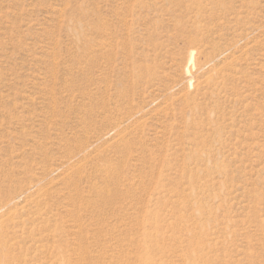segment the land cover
<instances>
[{
  "label": "rangeland",
  "instance_id": "rangeland-1",
  "mask_svg": "<svg viewBox=\"0 0 264 264\" xmlns=\"http://www.w3.org/2000/svg\"><path fill=\"white\" fill-rule=\"evenodd\" d=\"M0 264H264V0H0Z\"/></svg>",
  "mask_w": 264,
  "mask_h": 264
},
{
  "label": "bare ground",
  "instance_id": "bare-ground-1",
  "mask_svg": "<svg viewBox=\"0 0 264 264\" xmlns=\"http://www.w3.org/2000/svg\"><path fill=\"white\" fill-rule=\"evenodd\" d=\"M189 72V71H188ZM29 193V192H28Z\"/></svg>",
  "mask_w": 264,
  "mask_h": 264
}]
</instances>
